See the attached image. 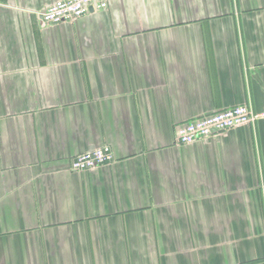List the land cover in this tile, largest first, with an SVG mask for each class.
Returning <instances> with one entry per match:
<instances>
[{"label": "crops", "instance_id": "crops-1", "mask_svg": "<svg viewBox=\"0 0 264 264\" xmlns=\"http://www.w3.org/2000/svg\"><path fill=\"white\" fill-rule=\"evenodd\" d=\"M55 1L0 0V264H264V121L174 146L264 111V0Z\"/></svg>", "mask_w": 264, "mask_h": 264}, {"label": "built area", "instance_id": "built-area-1", "mask_svg": "<svg viewBox=\"0 0 264 264\" xmlns=\"http://www.w3.org/2000/svg\"><path fill=\"white\" fill-rule=\"evenodd\" d=\"M106 8L107 0H56L44 8L40 14V21L43 26L49 27L71 24L88 14L90 10L101 11ZM257 121H264V111L254 113L245 105L215 111L177 126L174 146L204 142ZM112 162L111 149L108 146H101L74 156L70 161L69 169L72 172H85L108 166Z\"/></svg>", "mask_w": 264, "mask_h": 264}]
</instances>
